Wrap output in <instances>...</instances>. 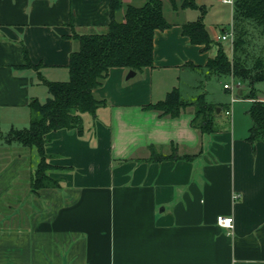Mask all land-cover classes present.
I'll use <instances>...</instances> for the list:
<instances>
[{"label": "crops", "instance_id": "1", "mask_svg": "<svg viewBox=\"0 0 264 264\" xmlns=\"http://www.w3.org/2000/svg\"><path fill=\"white\" fill-rule=\"evenodd\" d=\"M110 1L0 0L3 135L29 126L30 100L49 93L40 74L69 79L79 45L73 33L106 31ZM186 10L165 13L171 25L154 32L152 66L134 75L129 67L110 69L94 91L105 102L83 113L81 132L47 134L57 185L33 191L32 157L0 138V264H264V139L247 138L248 90H237L231 106L206 99L220 105L211 132L193 126L194 105L175 117L144 108L165 98L182 73L208 71L211 51L182 32L193 20ZM124 13L118 9L116 19ZM25 48L37 67L26 65ZM200 81L180 89L186 100L197 98ZM173 151L192 156L150 159ZM220 214L234 217L233 228L217 224Z\"/></svg>", "mask_w": 264, "mask_h": 264}, {"label": "trees", "instance_id": "2", "mask_svg": "<svg viewBox=\"0 0 264 264\" xmlns=\"http://www.w3.org/2000/svg\"><path fill=\"white\" fill-rule=\"evenodd\" d=\"M166 0H143L141 4L127 3L125 0H111L112 20L103 32L73 33L79 45L70 54L68 80H46L40 74L50 96L41 101L34 97L29 102L31 118L29 126L11 129L6 135L0 131V138L15 140L24 147H35L40 159L31 178V188L36 191L42 187L55 186L58 179L50 175L57 167L50 162L46 152L47 134L60 128L82 131L83 113H95L105 100L98 98L95 89L101 86L110 69L116 66L141 70L154 62V32L156 29L170 27L165 17ZM173 10L200 8L196 0H168ZM124 8V18L117 20L115 12ZM203 14V13H202ZM233 54L229 59L220 47L214 57H210L204 67L218 76L232 74L240 83L248 87L247 97L253 98L248 109L252 118L248 140L256 142L264 139V101L258 99L256 84L264 82V0H234L233 8ZM182 32L195 44L210 48L213 43L203 15L182 24ZM219 44L221 41L215 40ZM26 65H34L25 48ZM191 66L196 67L194 63ZM188 105L195 106L192 120L194 127L202 132L215 128L214 117L219 104L208 102L205 94L194 100H186L177 86L172 87L165 98L149 103L146 109H154L160 115L178 116ZM192 155H178L173 151L164 156L153 153L150 159L164 157L188 158Z\"/></svg>", "mask_w": 264, "mask_h": 264}, {"label": "rangeland", "instance_id": "3", "mask_svg": "<svg viewBox=\"0 0 264 264\" xmlns=\"http://www.w3.org/2000/svg\"><path fill=\"white\" fill-rule=\"evenodd\" d=\"M140 2H143L142 0ZM198 5L204 6L205 11L201 12L200 8H187L186 15L189 19H197L200 15H203V20L207 25L209 34L211 38L214 40L211 44L210 48L208 50L211 51V57H214L219 52L220 47L223 50V53L229 58H232V39L228 37L227 39L221 40V43L219 44L215 40L217 39V34L221 35L222 29H226L227 31L230 30L231 24L233 22V14H232V8L233 5L230 3H222L220 0H196ZM165 13L169 15L172 11L171 5L168 0L165 1L164 5ZM203 13V14H202ZM190 72V73H189ZM171 75H176L177 78L180 75L177 70H172ZM207 76V77H206ZM206 77V78H205ZM197 78H200L201 83L200 87L195 88V91H193V88L189 89L190 95L192 94L197 97L199 94H204L207 100L209 101H221L222 103H227L231 106V95L229 92L225 91L223 88V84L225 81L231 82L232 76L230 74H224L221 76H218L214 73H209L208 71H204V73L197 72L194 73V71H188L186 73H182L179 80L175 82V85L182 88L183 91H186L188 88V85L192 83L194 80L196 81ZM235 80H238L236 77ZM204 83V85H203ZM241 87H244L247 91L248 88L246 84L242 83L240 85ZM256 92L257 94L263 95L264 94V82H259L256 84ZM186 93V92H185ZM50 96V93L47 94V96H42L40 99L42 101H45V99ZM187 97V96H186ZM192 97V96H190ZM242 104L243 103H239ZM224 105V104H223ZM220 106V105H219ZM7 130H5L6 132ZM4 140V139H3ZM1 144V143H0ZM3 144V143H2ZM23 146V145H22ZM26 152L30 154L32 157L30 160V164L32 167L36 166L37 160L39 158L38 151L35 147H25Z\"/></svg>", "mask_w": 264, "mask_h": 264}, {"label": "built area", "instance_id": "4", "mask_svg": "<svg viewBox=\"0 0 264 264\" xmlns=\"http://www.w3.org/2000/svg\"><path fill=\"white\" fill-rule=\"evenodd\" d=\"M222 1L226 2V3H230L232 5L234 3V0H222ZM228 37H230L232 39V43H233V40H234L233 22L231 24L230 30L229 31L226 30L224 33L219 35L217 38L219 40H223V39H227ZM240 85H241V83L239 81L235 80L234 78L232 79L231 82L224 84V88L229 89L230 92H231V102H234V101L239 99V96L237 95L236 91L241 88ZM226 113L228 115L231 114V110L228 109L226 111ZM216 222H217L218 225H220L222 227L233 228L234 217L232 215L220 214V215L217 216Z\"/></svg>", "mask_w": 264, "mask_h": 264}, {"label": "water", "instance_id": "5", "mask_svg": "<svg viewBox=\"0 0 264 264\" xmlns=\"http://www.w3.org/2000/svg\"><path fill=\"white\" fill-rule=\"evenodd\" d=\"M134 73H135V70L131 69L129 71V74L128 75H134ZM219 111H220V108H217V112H219Z\"/></svg>", "mask_w": 264, "mask_h": 264}]
</instances>
